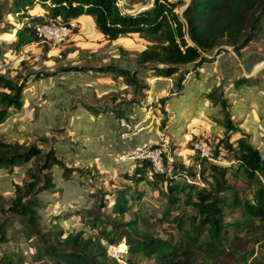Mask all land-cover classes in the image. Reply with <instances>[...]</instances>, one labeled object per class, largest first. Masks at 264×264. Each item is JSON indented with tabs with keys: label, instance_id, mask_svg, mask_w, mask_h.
I'll return each mask as SVG.
<instances>
[{
	"label": "trees",
	"instance_id": "16d2710c",
	"mask_svg": "<svg viewBox=\"0 0 264 264\" xmlns=\"http://www.w3.org/2000/svg\"><path fill=\"white\" fill-rule=\"evenodd\" d=\"M148 1L129 0L128 7H121L120 0H0V34L16 35L14 40L0 41V58L4 48L19 51L36 43H43L47 54L51 47L38 35V26L51 23L71 26L72 22L82 17H91L97 32L109 41L138 34L149 42L146 49L137 54L133 69L110 64L101 67L98 72L118 75L126 80L133 87L132 104H140L141 98L150 89V85L141 78L143 73L151 72L154 78L173 80L171 94L159 99L163 107L172 94L182 95L188 75L201 65L213 62L223 52V46L232 47L235 54L243 57L241 51L264 33V0H154L146 9H136L135 5H146ZM36 7L42 8L45 13L34 15ZM180 9L182 12H179ZM7 16L17 19L21 27H15ZM217 49L220 52L212 56ZM91 70L94 71L85 66H60L54 71H39L31 75L38 80L65 72ZM250 81L243 78L235 84L240 88ZM26 86L27 77L18 84L0 76V125L7 121L12 110L20 112L23 109ZM206 96L226 112L228 104L220 89H213ZM125 110L124 107L117 111L112 109L116 117L121 114L123 118L126 117L123 115ZM226 121L225 136L240 130L231 118H226ZM164 124L162 121V126ZM194 141L191 146L195 145ZM211 148L215 160L229 154L237 160V165L208 161L197 150L192 155V161L195 163L196 157H200L198 170L176 159L168 166V159L164 157V171L151 173L149 185L163 197L166 204L163 218L174 227L177 239L174 235L163 239L141 229L145 218L138 211H133L131 200H140L142 193L139 197L130 196L128 187L117 191L113 199L111 212L119 217L117 221H105L100 213L89 224L91 231L98 230L95 236H85L81 232L64 236L62 230L41 227L40 208L44 205L39 197L41 191L59 187L51 169L54 165L65 169L64 162L57 158L56 150L43 152L41 148H27L24 144L0 139V172L23 166L44 153L43 164L38 166L39 173L32 174L23 185L14 184V197L5 219L0 223V243L10 241L7 232L18 220L21 227L15 234H22L27 241L33 242V262L139 264L142 257L151 264H225L224 260L229 259L236 239V234L232 235L230 230L237 232L256 221L264 223V151L244 135L235 144L228 143L225 153L216 151L212 144ZM134 162H140V165L134 169L132 178L129 175L126 178L142 180L152 169V162L147 158H136ZM45 170L48 173L42 178L40 174ZM67 175L68 172L65 173ZM231 177L243 178L247 182V187L252 190L251 199L241 198L240 189L229 181ZM239 207H242L245 225L227 219ZM128 213H132L133 217L125 221ZM108 246H120L126 250L128 258L120 262L108 253ZM239 246H243L242 240ZM235 250L233 253H237ZM254 254L252 250L250 256ZM248 260L245 257V263ZM24 263L23 259L7 249L0 255V264ZM251 264L264 262L254 259Z\"/></svg>",
	"mask_w": 264,
	"mask_h": 264
},
{
	"label": "rangeland",
	"instance_id": "374dc122",
	"mask_svg": "<svg viewBox=\"0 0 264 264\" xmlns=\"http://www.w3.org/2000/svg\"><path fill=\"white\" fill-rule=\"evenodd\" d=\"M153 1L149 0L146 5H135V7L137 10L146 9L153 4ZM119 4L121 7L130 5L129 0H120ZM33 11L34 15L45 13L40 7H36ZM179 12H182V9ZM7 19L15 27H21L17 19L11 16H7ZM73 24L72 35L65 42L57 45L45 42L51 47L47 54L43 50L44 44L36 43L19 51L4 48L0 58V76L14 80L18 84L27 77L23 109L20 112L12 110L7 121L0 125V139L18 142L27 148L32 146L41 148L43 152H48L51 149L56 150L57 158L61 159L66 167L64 169L54 165L51 171L55 183L59 187L55 190L41 191L39 194L44 205L40 208L41 227L47 228V230H62L65 233L64 236L75 232L84 233L85 236L89 234L95 236L98 230L91 231L89 226L94 216L101 213L105 221L108 220L111 223L117 221L119 217L111 212L113 199L117 191L128 187L130 196L139 197V194L142 193L140 200H131L133 211H138L139 215L145 218L146 222L141 223V229L163 239H167L171 235L177 239L178 234L174 232V227L163 218V211L166 207L163 197L159 195L156 188L149 185V181L152 180L151 173L156 171L154 166L149 169L142 180H127L126 178L127 175L132 178L134 169L140 165V162H134L138 158V150L147 145L151 147V152L155 150L160 152L161 160L166 157L168 166H171L170 164L176 159L187 167L192 166L198 170L197 163L200 162V157H196L197 162L193 163L192 161V155L197 151L195 145L191 146L194 139H196L195 141L199 138L205 139L210 143V147L212 144L216 151L225 153L226 145L232 142L235 144L236 135L241 134V131H246L247 133L245 132L243 135L253 145L264 151V80L251 79L245 84L247 87L244 88H236L231 83L224 84L221 81L220 86H215L213 89H220V93L228 104L226 112L221 111V107L215 106L216 104L210 99L211 101L207 100L206 113L203 115L207 120L208 117L205 114H212L222 124L218 120L217 123L220 125L215 124L216 127L208 119L211 132L213 131L216 135H197L191 139L188 134L192 128V122L186 123L187 127L182 130L181 134L177 130L171 129L175 115L169 108L170 102L162 107L158 100L171 94L169 91V93L167 92V85L170 83L169 88L172 90L173 82L170 79H165L169 81L167 87H164L165 85L159 87L157 78H154L151 72L143 73L141 78L151 86L146 93L148 96L146 102H143L144 106H135L133 114H128L129 118L132 117L136 121L135 125L127 126L126 119L120 114L116 126H111L113 119L111 112L107 114L108 105L121 103L117 105V108L123 107L122 104L128 103L134 96L133 87L128 85L121 76L98 71L101 67L110 64L133 69L137 54L146 49L149 42L138 34L124 35L115 41H109L92 28V22L89 20L81 19L74 21ZM15 37V33H6L5 37L1 38L0 36V41H10ZM222 49L224 50L220 54L227 52L235 55L232 47L223 46ZM241 53L249 63L254 61L252 63L255 66L254 69L259 66L264 68V33L259 34ZM60 66H85L94 70L90 71L93 76H90V72H84V76L81 72H65L51 78L35 80V76L31 75L39 71H54ZM254 69L251 71L253 72ZM197 71L199 68L191 72V76L193 77ZM246 74L253 75L252 73ZM159 79L162 81L161 78ZM86 89L93 92L98 106L100 103L102 104L103 111L97 117L95 116L96 118L94 116H75V111L80 107V100H83V104L90 103L89 97L82 93ZM212 90L210 89L209 92ZM56 91L67 93L70 100L65 107L68 109L67 114L57 112L61 108L55 109V113H53L50 108L52 106L51 93ZM243 105H246V112L249 113H242ZM197 111L198 114L203 112L201 108ZM228 113L229 116H227ZM55 115H57L56 118ZM123 115L127 116L125 113ZM228 117L240 130L225 136V124ZM162 121L165 122L163 126ZM113 131L118 132L119 138L109 141L110 137L107 136H111L113 139ZM125 140L133 142L132 153L124 155V157L110 153L112 150L122 149L123 144L127 143ZM187 141L189 142L187 143ZM137 144H141V146L136 147ZM65 149H67V153L63 152ZM101 149L106 150L107 159L102 156ZM43 154L23 166H17L11 171L6 169L0 172V223L5 219L8 206L14 197V184L23 185L32 174L39 173L38 166L43 164ZM111 156L114 160L109 158ZM217 161V164L220 165H237V160L232 159V155L229 154ZM89 170L91 172L87 173ZM66 172H68L67 176H65ZM47 173L48 170H45L40 175L43 178V175ZM229 181L240 189L242 199L252 198V190L247 187V182L243 178L234 179L231 177ZM60 188L63 190H59ZM103 205V208L100 207ZM132 217V213H128L125 216V221ZM227 219L240 221L244 225L246 222L242 207L233 210ZM56 225L59 226L56 227ZM20 227L19 221L16 220L14 225L9 228L7 237L10 241L0 243V255L7 249L23 259L24 264H44L42 261L33 262L35 254L33 242L27 241L22 234H15ZM230 232L232 235L236 234V239L229 259L224 260L225 264H251L254 259L264 262L263 222L256 221L249 226L245 225L242 230L233 232L232 229ZM241 240L243 246H239ZM103 244L107 245L105 241ZM120 246H108V253L123 262L128 258V255L126 250ZM234 249L237 253H233ZM252 250L255 251L253 257L250 256ZM243 253L244 256H242ZM233 254L236 255L233 256ZM245 257L249 258L247 263H245ZM138 263L151 264L142 257Z\"/></svg>",
	"mask_w": 264,
	"mask_h": 264
},
{
	"label": "crops",
	"instance_id": "0c3cea01",
	"mask_svg": "<svg viewBox=\"0 0 264 264\" xmlns=\"http://www.w3.org/2000/svg\"><path fill=\"white\" fill-rule=\"evenodd\" d=\"M81 19H86V20H89V22H92V28H94V30H96L95 25L93 23V19L91 17H82L76 21H79ZM71 24H73V22ZM96 32H97V30H96ZM5 34L6 33L1 34V35H5ZM257 61L255 62V64L257 63ZM253 62L254 61L252 60L251 63H249L247 58L244 56L239 57L237 54L234 55V54L224 52V53L220 54L219 56H217L213 62H208V63H205V64L201 65L200 67H198L199 71H197L193 77L191 76V74L188 75L187 80L185 82V88L182 92V95L181 96H175V94H172V97H170L169 100L166 101V103L170 102L169 108L173 111V113L175 115L174 116L175 120L172 122L173 125L170 128L177 130V132L179 134H181L182 130H185V128L187 127L186 123L189 121V122H192L191 123L192 128H190L189 134H188L189 137H191V139L197 137V135L198 136L216 135L213 131H212L213 133L211 132V129H210V126H209V123L207 120L209 119V122L211 124H214V125L215 124L220 125L221 122L217 117H213L212 114H205L208 117L207 120H206L205 116L203 115L204 113H206L205 106H206L207 102L211 101L210 99L207 98L206 95L211 92V91L209 92L210 89L212 90L215 86L219 87L221 84V81H223L224 84L231 83V85L236 86V88H239L235 84L236 81H238L239 79L258 78V79L264 80V68L259 66V67H256L254 69L255 66L252 65ZM252 69H254L253 72L251 71ZM246 73H252L253 75L250 76ZM81 74H82V76L85 75L84 72H81ZM90 76H93L92 72H90ZM252 76H256V77H252ZM170 81L173 82V80H170ZM157 82H158L157 85L159 87H162L163 85H165L164 87L168 86L167 92L171 91L169 88L170 83H168V85H167V82H169V81L164 80V79H162V81H160V79L157 78ZM244 87H247V86L243 85L240 88H244ZM147 92L148 91H146V93ZM82 93H84V95L89 97L90 103L83 104L82 103L83 100H80L81 101L80 107L75 111V116L76 117L77 116H80V117H88V116L89 117H91V116L95 117L96 116L97 117V115H100V113L103 111V109H101L102 104L100 103L101 105L99 104V106H98V103H97V100L95 99V96L93 97V92L90 89H86V90H83ZM147 96L148 95L141 98L142 101L140 104H137V103L132 104V102H130L132 99L131 100L129 99L130 103L126 102V104L123 106L124 108H126V110L124 112L127 116L124 119H126L127 126H129V125L134 126L135 125L136 121L134 119H132V117L129 118L128 114H130V115L133 114L135 106H138V105L144 106L143 102H146L145 100H146ZM92 98H94V99H92ZM51 99H52V106L50 108L52 109L53 113H55V109L61 108L57 112H64V114H67L68 109H65V107H67L70 100L68 99L67 93L65 91H63V92H57L56 91V92L51 93ZM111 102H113V100H111ZM120 102H122V101H120ZM119 104H121V103H119ZM119 104H117V105H119ZM117 105H112V103L108 105L109 108H108L107 114L109 112H111L112 113L111 118L113 119V121H111V126H116V123L119 120V118L116 117V113L112 111V109L115 111L119 110V108H117ZM215 106H219V105H215ZM245 106L246 105L242 106V109H243L242 113L246 112ZM199 108H201V110L203 111L202 114H198L199 112L197 110ZM247 109H249V107H247ZM221 111H222V109H221ZM246 113H249V112H246ZM56 116L57 115H55V118H56ZM99 118H101V116H99ZM218 120L220 123H217ZM76 122H77V120H76ZM116 130H117V127H116ZM116 130H114V131H116ZM125 130H126V128H125ZM114 131H113V133H114L113 139L111 138V136H107L108 138L110 137L109 141H111V140L115 141L116 138H119L118 132L116 133ZM245 132L241 131V134L236 135L235 138L239 139L240 137L243 136V134ZM125 141H127V143L123 144L122 149L119 148V149H116L114 151L112 150V151H110V153L122 155L123 157H124V155H128V154L132 153V149H131L132 146L131 145L133 144V142H131L130 140H125ZM143 142H145V141H143ZM188 142L189 141H187V143ZM123 143H124V141H123ZM141 144H137L136 147L141 146ZM65 148H66V146H65ZM63 152L67 153V149H65V151H63ZM101 153L103 154L102 156L104 157V159L108 158L106 156L107 155L106 150L104 151L101 149ZM109 158L113 159L112 156ZM110 162L112 163V161H110Z\"/></svg>",
	"mask_w": 264,
	"mask_h": 264
},
{
	"label": "built area",
	"instance_id": "2783aa9c",
	"mask_svg": "<svg viewBox=\"0 0 264 264\" xmlns=\"http://www.w3.org/2000/svg\"><path fill=\"white\" fill-rule=\"evenodd\" d=\"M73 27L74 24H71V26L55 23L43 24L37 27V33L44 39V41L57 45L65 42L72 35ZM195 147L205 159L218 163L213 156L209 143L205 139L199 138L195 143ZM150 150L151 147L147 145L140 148L137 152V157L149 159L156 171L163 172L164 161L159 157L160 152L157 150L151 152Z\"/></svg>",
	"mask_w": 264,
	"mask_h": 264
},
{
	"label": "water",
	"instance_id": "95a60500",
	"mask_svg": "<svg viewBox=\"0 0 264 264\" xmlns=\"http://www.w3.org/2000/svg\"><path fill=\"white\" fill-rule=\"evenodd\" d=\"M218 52H219V50L215 51L213 55L216 56V55L218 54ZM263 66H264V65H263ZM194 67H195V66H194ZM254 74H255V73H254Z\"/></svg>",
	"mask_w": 264,
	"mask_h": 264
},
{
	"label": "bare ground",
	"instance_id": "6f19581e",
	"mask_svg": "<svg viewBox=\"0 0 264 264\" xmlns=\"http://www.w3.org/2000/svg\"><path fill=\"white\" fill-rule=\"evenodd\" d=\"M2 37H5V35H1V38H2ZM263 65H264V64H263Z\"/></svg>",
	"mask_w": 264,
	"mask_h": 264
}]
</instances>
